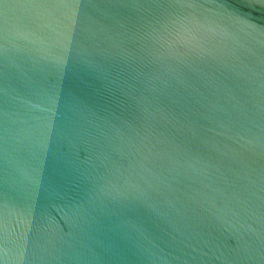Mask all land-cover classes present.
Wrapping results in <instances>:
<instances>
[{
	"label": "water",
	"instance_id": "water-1",
	"mask_svg": "<svg viewBox=\"0 0 264 264\" xmlns=\"http://www.w3.org/2000/svg\"><path fill=\"white\" fill-rule=\"evenodd\" d=\"M0 264H264V0H0Z\"/></svg>",
	"mask_w": 264,
	"mask_h": 264
}]
</instances>
